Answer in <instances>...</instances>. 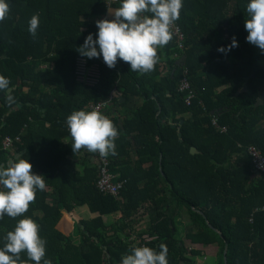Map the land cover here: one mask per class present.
Masks as SVG:
<instances>
[{"label": "trees", "instance_id": "obj_1", "mask_svg": "<svg viewBox=\"0 0 264 264\" xmlns=\"http://www.w3.org/2000/svg\"><path fill=\"white\" fill-rule=\"evenodd\" d=\"M7 2L0 75L10 80L17 103L9 107L6 93L0 98V166L19 155L45 178L46 189L37 191L25 213L40 225L45 258L53 264H121L132 247L159 251L163 243L169 264H198L199 250L189 249L188 240L216 244V264H264V176L247 153L255 145L264 154V98L258 102L264 53L246 42L250 0H182L175 23L184 34L183 49L174 35L158 49L155 70L144 75L122 60L109 68L102 56L78 52L89 34L97 38L95 22L107 19L120 0ZM34 14L40 20L35 37L28 32ZM233 37L238 46L218 52ZM91 67L98 70L93 84ZM185 70L194 94L189 105L178 91ZM130 96L142 101L121 123L110 106H124ZM100 101L119 130L117 155L105 158L112 180L124 181L116 196L97 185L103 167L98 153L73 152L66 124L73 111H91ZM213 117L225 132L212 125ZM5 137L12 139L9 149L2 147ZM82 206L89 217L72 219L69 214ZM116 213L121 217L105 222ZM184 213L190 218L185 230L178 225ZM147 215L146 227H138ZM21 218L0 219V247Z\"/></svg>", "mask_w": 264, "mask_h": 264}, {"label": "clouds", "instance_id": "obj_2", "mask_svg": "<svg viewBox=\"0 0 264 264\" xmlns=\"http://www.w3.org/2000/svg\"><path fill=\"white\" fill-rule=\"evenodd\" d=\"M183 8L182 0H120V6L109 9L114 18L96 21L97 38L89 34L78 52L88 58H100L109 68H115L118 61L130 65L132 72L141 75L155 70L160 57L158 49L167 46L174 38V25L179 20ZM7 0H0V22L7 19L10 12ZM246 11L249 19L245 21L248 35L246 42L256 46L264 53V0H250ZM28 32L35 37L39 29V14L28 21ZM235 37L226 53L237 47ZM10 80L0 75V92L6 93L9 107L17 103L10 90ZM68 131L72 138L73 152L85 150L101 158L115 156V141L119 130L114 122L98 109L76 110L66 118ZM32 164L19 155L0 166V219L6 215L19 219L14 230L8 231L0 247V264H53L46 257V240L39 235L40 225L25 216L30 204L35 202L37 191L47 187L42 175L33 173ZM26 253L27 260L21 259ZM166 244L159 245V251L147 246H134L129 254L121 257V264H169Z\"/></svg>", "mask_w": 264, "mask_h": 264}, {"label": "built area", "instance_id": "obj_3", "mask_svg": "<svg viewBox=\"0 0 264 264\" xmlns=\"http://www.w3.org/2000/svg\"><path fill=\"white\" fill-rule=\"evenodd\" d=\"M109 3H118L119 0H108ZM174 35L176 36V45L179 49H183V41H184V34L181 32L179 25H174ZM85 64L83 60L80 62L79 66V73L80 75H83L85 73ZM88 74L90 75L89 81L91 84L95 83L98 78V70L97 67H91L88 69ZM187 70H185V75L182 77L179 86L178 91L180 93H184V100L187 105L190 104L191 99L194 97L193 92L190 90V83L186 76ZM105 105V102H98L95 105L91 106V110L98 109L101 111ZM212 125L215 126L220 132H225L226 127L220 126L217 122L216 117L212 118L211 121ZM12 139L9 137H5L2 142V147L4 149H9L12 146ZM247 153L251 157L253 162V167L255 171H257L259 174L264 176V154L261 152V150L256 147L255 145H250L247 147ZM103 167L100 169V178L97 182V185L101 191L109 192L112 195L116 196L118 194V190L123 186L124 181L115 182L112 180L111 174L107 171L106 165L107 160L105 158H101ZM142 246H145L142 244Z\"/></svg>", "mask_w": 264, "mask_h": 264}, {"label": "crops", "instance_id": "obj_4", "mask_svg": "<svg viewBox=\"0 0 264 264\" xmlns=\"http://www.w3.org/2000/svg\"><path fill=\"white\" fill-rule=\"evenodd\" d=\"M116 7L117 6L111 7L109 9H114ZM106 15H107V19H109V20L114 18L112 15L109 14V10L107 11ZM122 101L123 100H120L119 102H122ZM141 101H142L141 98H139L137 96H130L126 105L121 106V103H120L118 105L110 106L111 112L110 111L109 112L114 114L118 118V121L122 123V122H124L125 119H128L129 114H130V110L133 107L139 105L141 103ZM105 111H107V110H105ZM130 156L132 157V159H134L133 154H131ZM85 210H87L86 207L82 206L80 208H77L73 212H75V213L77 211L83 212V215H85V216L82 215L81 218L86 219L89 217V214L86 213ZM116 214H117L116 216H118L117 217V219H118L121 216V214L120 213H116ZM69 215L72 219H75V220H77L80 217V216L79 217L76 216V214L74 215V213L69 214ZM112 215H114V214H112ZM112 215L104 217V220L106 223H110V222H112V220L114 221ZM107 217H112V220H110V218H109V220L107 221L106 220ZM64 220H65V222L71 223V220L69 218H67L66 216H64ZM144 220H146V217L144 218ZM178 225L181 228H183V230H185L190 225V218H189L188 214L184 213L182 220L178 222ZM185 243L189 249H198L199 250V256L194 257V260L195 259L198 260V264H216V255H217V251H218V246L216 244H209V245L192 244L188 240H185Z\"/></svg>", "mask_w": 264, "mask_h": 264}, {"label": "rangeland", "instance_id": "obj_5", "mask_svg": "<svg viewBox=\"0 0 264 264\" xmlns=\"http://www.w3.org/2000/svg\"><path fill=\"white\" fill-rule=\"evenodd\" d=\"M86 211V213H88V211L87 210H85ZM74 213V215L76 214V216H82L83 215V212H81V211H77L76 213L75 212H71V214H73ZM117 214H114V215H112V217H113V219H114V221H116L117 220V217L118 216H116ZM83 216H85V215H83ZM110 216V215H109ZM112 217H107V221L109 220V218H110V220H112ZM121 217V216H120ZM119 217V218H120ZM146 217V220H144V218ZM147 222H148V215L147 216H142V222H141V224H138V227H140V228H145L146 227V224H147ZM66 224V223H65ZM67 226H69L68 224L66 225V227ZM62 227H64V228H62ZM61 228L62 229H66V227L65 226H62ZM70 227V226H69ZM68 229V228H67ZM134 234H136V232H134ZM78 234H75V238L76 239H78Z\"/></svg>", "mask_w": 264, "mask_h": 264}, {"label": "water", "instance_id": "obj_6", "mask_svg": "<svg viewBox=\"0 0 264 264\" xmlns=\"http://www.w3.org/2000/svg\"><path fill=\"white\" fill-rule=\"evenodd\" d=\"M4 95H5V93H0V98L3 97ZM263 98H264V92L261 94L260 99H259L258 102L261 103ZM192 150L194 151L193 148H192ZM224 261L226 263V249L224 250Z\"/></svg>", "mask_w": 264, "mask_h": 264}]
</instances>
